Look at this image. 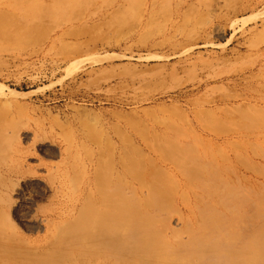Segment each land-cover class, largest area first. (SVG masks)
<instances>
[{"label": "rangeland", "instance_id": "rangeland-1", "mask_svg": "<svg viewBox=\"0 0 264 264\" xmlns=\"http://www.w3.org/2000/svg\"><path fill=\"white\" fill-rule=\"evenodd\" d=\"M147 1L0 0V264H106L118 191L127 264H264V0Z\"/></svg>", "mask_w": 264, "mask_h": 264}, {"label": "bare ground", "instance_id": "bare-ground-1", "mask_svg": "<svg viewBox=\"0 0 264 264\" xmlns=\"http://www.w3.org/2000/svg\"><path fill=\"white\" fill-rule=\"evenodd\" d=\"M158 1L159 0L147 1L146 6L149 4L147 8L149 9L151 5L153 11ZM185 151L188 152L190 150L185 149ZM188 172L190 174L192 173L191 170H188ZM109 197L110 200L108 202L110 206L107 207L102 214L101 225L98 227L95 239L96 242L104 248L106 264H127V261L130 260L129 244L132 238L129 222L131 223L134 221L136 215H132L130 206H126L124 203L125 194L123 192H112ZM117 199L120 201L119 206L115 204V200ZM113 208H116L117 211ZM140 210H138V217ZM116 225H118V227ZM136 232L137 230H135L133 234Z\"/></svg>", "mask_w": 264, "mask_h": 264}]
</instances>
